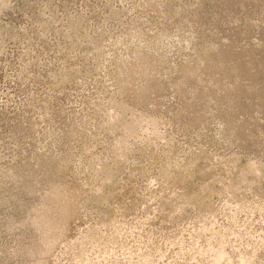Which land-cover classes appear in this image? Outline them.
<instances>
[{
  "label": "rangeland",
  "instance_id": "rangeland-1",
  "mask_svg": "<svg viewBox=\"0 0 264 264\" xmlns=\"http://www.w3.org/2000/svg\"><path fill=\"white\" fill-rule=\"evenodd\" d=\"M221 242L264 264V0H0V264Z\"/></svg>",
  "mask_w": 264,
  "mask_h": 264
},
{
  "label": "bare ground",
  "instance_id": "bare-ground-1",
  "mask_svg": "<svg viewBox=\"0 0 264 264\" xmlns=\"http://www.w3.org/2000/svg\"><path fill=\"white\" fill-rule=\"evenodd\" d=\"M223 242V241H222ZM222 242L221 244L219 243V245L217 247H210V251L211 253H213V258H214V262L217 264V263H220L222 259H224L225 255H226V251H225V248L224 246L222 245ZM209 246V245H208ZM209 248V247H208ZM207 250V249H205ZM208 252V251H207ZM206 253V252H205ZM208 254V253H206ZM205 256V255H203ZM244 258V257H243ZM213 260V259H212ZM243 262V261H242ZM248 262V261H247ZM252 262V261H251ZM244 263V262H243ZM246 264V262L244 263Z\"/></svg>",
  "mask_w": 264,
  "mask_h": 264
}]
</instances>
